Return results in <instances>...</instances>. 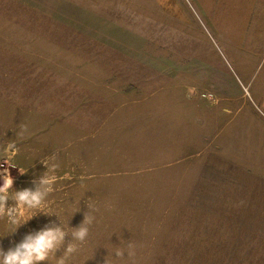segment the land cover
<instances>
[{"label": "rangeland", "instance_id": "rangeland-1", "mask_svg": "<svg viewBox=\"0 0 264 264\" xmlns=\"http://www.w3.org/2000/svg\"><path fill=\"white\" fill-rule=\"evenodd\" d=\"M78 1H97L99 12L135 18L140 27L155 19L166 32L162 51L174 55L177 66L204 62L218 68L234 95L244 89L245 97L249 91L255 96V69L264 66V16L254 25L250 0H242V9L239 0H165L172 13L154 0ZM58 7L57 0H0V184L8 168L13 191L34 187L46 171L41 160L53 152L55 174L73 177L58 180L46 199L44 210L59 218L38 213L14 233L0 219V246L7 251L52 222L77 228L88 211L95 217L89 236L75 242L79 251L68 264H133L113 254L129 242L136 245L134 264H264V185L230 189L219 170L203 174L197 161L182 160L187 152L176 123L130 110L135 99L123 93L134 87L109 81L121 57L102 33L74 24ZM204 90L209 104L222 96L216 85ZM217 126L213 122L211 130ZM238 132L241 158L264 174L263 132L244 126ZM226 140L237 149V127ZM234 191L244 200H225ZM236 208L237 250L225 259L221 230Z\"/></svg>", "mask_w": 264, "mask_h": 264}, {"label": "crops", "instance_id": "crops-1", "mask_svg": "<svg viewBox=\"0 0 264 264\" xmlns=\"http://www.w3.org/2000/svg\"><path fill=\"white\" fill-rule=\"evenodd\" d=\"M57 1L60 13L74 24L102 33L116 55L121 57L119 63L110 67L109 81L113 86H122V89L134 87L133 92L123 93L135 99L130 104V110L138 113L137 110L141 109L139 112H144L146 119L161 120L168 117L172 123H176L177 138H182L187 152L182 160L197 161L203 174L211 169L219 170L225 174V183L230 189L251 187V182L264 185V174L255 170L251 160L249 163L240 156L243 144L238 132L244 126L249 129L256 127V132L264 134V66L259 64L255 69V96L249 91V97H245L244 89L243 94L237 91V95H234L228 90L231 87L221 81L218 68L204 62L177 66L174 55L172 57L162 51V42L167 40L166 32L162 31L161 23H156L155 19L152 24L149 23V27H140L135 18L121 20L118 16L99 12L97 1H89L92 6L78 0ZM154 1L161 11L172 13L168 1ZM238 4L242 9V0ZM249 7L251 18H255L256 14V21H253L255 25L264 16V0H250ZM148 49L154 55H148ZM208 84L216 85L222 93L220 97L213 95L214 100L210 104L202 97L208 96L204 90ZM215 121L218 126L216 131H212L211 124ZM236 127L235 150L229 147L232 143L227 144L226 138ZM234 192L225 200H244L241 195H237V191ZM248 195L256 200L254 193ZM227 215L233 219L227 218L224 222L225 227L221 232L224 233L225 241L222 248L225 250V259H230L234 256V250H237V225L241 224V220L237 222L235 218L241 217V214L236 208L228 210ZM220 263L237 264V261L224 260Z\"/></svg>", "mask_w": 264, "mask_h": 264}, {"label": "clouds", "instance_id": "clouds-1", "mask_svg": "<svg viewBox=\"0 0 264 264\" xmlns=\"http://www.w3.org/2000/svg\"><path fill=\"white\" fill-rule=\"evenodd\" d=\"M22 127L24 131H27L26 126ZM4 163L10 168L16 167L7 160ZM41 163L45 166L46 171L33 181L34 187L16 191L12 190L14 177L8 168L4 169L3 183L0 184V219H7L8 224L14 228L12 233L38 213L55 214L58 217L56 213L44 210L46 199L56 190L54 186L58 180H71L73 177L68 173L60 177L55 174L59 168L55 152L41 160ZM18 170L20 174L26 173L23 169L18 168ZM80 179L84 180L85 177L81 176ZM88 179H92V177H88ZM10 201L11 203H9ZM87 207L91 209L93 206L87 202ZM94 219L95 217L87 211L82 224L77 228H71L69 224L66 228L61 221L59 224L52 222L40 230L26 234L19 243L7 251L0 246V264H41V262L53 260L55 264H68L69 259L79 251V245L75 242L84 244L87 241L88 226L93 223ZM66 237H70V239L66 240ZM57 252H62V254L57 257ZM113 254L116 261L127 259L133 261L134 264L136 245L129 242L126 248H115ZM125 254L127 255L125 256ZM105 264H113V261L105 259Z\"/></svg>", "mask_w": 264, "mask_h": 264}]
</instances>
